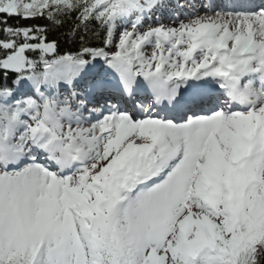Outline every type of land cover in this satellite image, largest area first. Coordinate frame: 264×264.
I'll return each instance as SVG.
<instances>
[{"label":"snow or ice","instance_id":"1","mask_svg":"<svg viewBox=\"0 0 264 264\" xmlns=\"http://www.w3.org/2000/svg\"><path fill=\"white\" fill-rule=\"evenodd\" d=\"M0 264H264V0H0Z\"/></svg>","mask_w":264,"mask_h":264},{"label":"trees","instance_id":"2","mask_svg":"<svg viewBox=\"0 0 264 264\" xmlns=\"http://www.w3.org/2000/svg\"><path fill=\"white\" fill-rule=\"evenodd\" d=\"M42 23V22H41Z\"/></svg>","mask_w":264,"mask_h":264}]
</instances>
